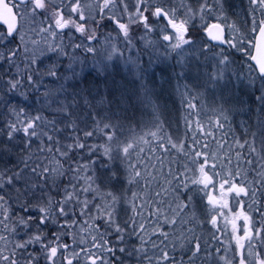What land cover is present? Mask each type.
Masks as SVG:
<instances>
[{
    "label": "snow or ice",
    "instance_id": "6c2138e0",
    "mask_svg": "<svg viewBox=\"0 0 264 264\" xmlns=\"http://www.w3.org/2000/svg\"><path fill=\"white\" fill-rule=\"evenodd\" d=\"M247 6L243 23H229L223 0H179V3L176 0H0V23L7 27L6 32L0 31V49H3L0 50V65L6 64L9 70L17 69L15 73L0 72V92L7 88L9 92L25 97L26 92L21 89L35 87L44 99L45 109L53 114L49 120L39 112L30 115L12 106L10 115L14 119L0 128V157L11 154L19 142L18 137L22 136L28 142L27 148H31L33 140L52 144L48 152L54 158L49 165L32 167L31 172H28L27 164L19 171L14 168L0 170V242L4 245L0 247V264H40L41 258L46 264H57L65 252L70 255L61 259L60 264L65 261L66 264H80L81 258L84 264H124L122 259H117V251L129 259L136 258L137 264H195L207 242L202 243V238L185 225L199 218L198 211L210 217L208 222L217 231H221L220 219L225 228H231L230 240L235 247L230 258L219 257L223 264H236L237 257L239 264H264V206H258L256 202L254 185L257 181H249L247 170L241 167V150L247 149L249 155L256 154L255 144L259 138L262 146L259 160L253 155V159L244 158V163L252 167L260 163L258 183L264 189V136H258L264 129V114L255 118V131L249 128L245 132L246 136L251 135V142L236 140L237 163L232 167L231 153L222 158L203 149L184 151L186 145L172 143L171 137L165 142L158 93L142 75L144 55L148 56L149 63L154 56H171L181 71L198 68L203 58L206 64L212 61L204 73L203 86L215 84L222 88L221 81L233 65L232 53L238 52L246 58L248 67L264 78V0H247ZM37 17L42 19L37 21ZM105 18L115 25L113 31H118L115 37L108 33L104 36V45L97 46V34ZM162 20L166 21L163 25ZM28 21L32 22L31 43L34 47L31 49L25 30ZM36 36L41 39L37 41ZM17 38L19 43L9 47ZM21 46L23 71L17 63ZM80 50L95 53L94 59L98 60L97 67L102 72L108 71L109 62L113 67L115 60H124L128 76L138 77L131 80L133 87H126L124 77L123 85L113 80L118 95L108 91L95 102L84 95L61 98L59 93L63 85L45 87L42 77L49 78L53 85L63 77L55 62L41 67L43 60L54 56L56 60L66 59L71 65L77 61L76 53ZM133 50L135 55H132ZM125 52L129 55L125 56ZM5 75L9 79L5 80ZM41 88L44 89L42 92ZM185 91L187 95L182 96V100L189 111L187 126L191 127V116L199 115L201 93L197 91L193 95L187 85ZM81 102L85 109L83 115ZM2 103L3 96L0 95ZM114 103L115 111L112 110ZM137 107L142 111L151 110L150 118L144 119L142 115L138 122L127 119V111ZM220 114L223 120L228 119L223 107H220ZM80 123L85 124L84 128H80ZM195 123L197 133L204 131L199 119ZM58 124L61 127H57ZM217 126L222 127V121L217 120ZM69 129L76 133L67 137L72 143L60 144L59 140H54V134ZM205 135L209 133L205 132ZM149 137L158 141L157 150L170 144L173 149L183 152L186 161L182 171L170 173L168 183L176 193L186 195L187 200L176 195L175 207L169 206L167 211L164 201L156 198L160 194L153 196L151 193L153 173L148 171L151 162L142 154L144 148L139 143L149 144ZM89 140L94 142L89 144ZM85 149L87 155L76 161L72 153ZM68 161L74 164L69 163L65 169L64 164ZM66 176L70 178L62 190V198L54 200L51 188L59 189L58 179ZM142 181L144 188L140 187ZM196 193L201 195L202 202L206 200V210L203 205L196 204ZM82 194L83 200L80 199ZM93 207L96 215L89 216L93 223L88 229H80V232L88 231L90 244L84 237L75 246L61 243L70 228L74 242L80 235L75 229L78 221L71 219L76 209L80 208L81 214H88ZM145 209L148 215H144ZM17 210L22 214L17 216ZM256 215H259V221L255 219ZM98 220L103 223L96 227ZM237 221H243V224L239 225ZM50 228L56 231L49 234ZM22 230L28 238L12 242ZM238 231L242 234L238 235ZM112 236L117 247L113 246ZM85 244L88 246L84 247ZM32 245H39V252L24 255ZM76 247H80L79 252ZM178 248L181 252L179 260L174 255ZM221 250L217 248V254ZM187 253L191 255L185 261L183 256ZM210 258L209 252L205 259Z\"/></svg>",
    "mask_w": 264,
    "mask_h": 264
},
{
    "label": "rangeland",
    "instance_id": "374dc122",
    "mask_svg": "<svg viewBox=\"0 0 264 264\" xmlns=\"http://www.w3.org/2000/svg\"><path fill=\"white\" fill-rule=\"evenodd\" d=\"M176 2L179 3V0ZM223 4L229 17V23L233 21H239L240 23H243L247 14V0H223ZM40 19H42V17H37V21ZM96 19L99 21V16H97ZM125 20H127V16H125ZM31 24L32 22L28 21L25 25V30L28 33V47L30 49L34 47L31 43ZM108 24L109 22H107L106 18L104 20L103 26H107ZM37 27H39V24H37ZM0 31L4 30L0 27ZM108 33H111L114 37L116 35V33L112 32L109 28L104 29L102 34H97V46L104 45V36H106ZM76 35L79 37V34ZM35 38L37 41L41 39L40 36H36ZM18 43L19 39L17 38L16 41H13L12 44L9 45V47H15ZM85 43L91 42L85 41ZM68 51L71 53L72 49H68ZM233 53L235 56H233ZM233 53V65L228 75H226L225 79L221 81V84L223 85L222 88H217L215 84H210L207 87L203 86L204 73L208 70V66L212 63V61L209 60L206 64L203 58H201L198 68L193 67L190 71H181V69L176 66V61L173 60L171 56L166 58L162 55L160 57L154 56L152 58V63H149L148 56L144 55V58L142 57V61L144 60L147 65L142 75L145 81L149 82V80H154V82H156L155 91L157 93L159 92L158 97L159 100H161L159 101L161 109L160 120L163 121L165 142H167L168 137H171L172 143H176L178 146L180 143H183L188 146L186 151H191V149L197 147L196 150L203 149L210 154H215L222 158H227L229 153H231L232 167H235L237 163L236 152L234 151L236 148V140L243 142L245 139H247L249 142H251V135L249 134L246 136L245 132L249 128H252V130L255 131V125L257 123L255 118L258 115L264 114V79H259L256 74L248 67L245 61L246 58L243 57L241 53ZM76 55L78 59L71 65H69L66 59L56 60V57L54 56L45 58L41 65V67H44L55 62L57 67L60 69V76L63 77V79L58 80L56 85L51 84L50 79L47 77H42L41 82L45 87H58L63 85V88L59 93L61 98L64 96L71 98L72 96L84 95L87 96L89 100L99 99L101 93L99 95V86L96 84L93 78H97L94 76H101V74H108L109 72L116 73L119 78V81L117 80L116 83L121 85L124 84V81H122V77H124V80L126 81V87L129 89L133 87L131 80L138 78L128 76L127 65L125 64L124 60H115L113 67L111 66V62H109L108 71L102 72L97 67L98 60L94 59L96 58L95 53H88L86 51L80 50L76 53ZM127 55H129V53L125 52V56ZM132 55H135V50H133ZM23 60L24 54L23 47L21 46L20 60L17 61L20 71H23L25 67V65L22 63ZM9 71L15 73L17 69L12 68L9 70V67L6 64L0 65V72ZM4 79H9V76L5 75ZM183 80L186 82V85L189 88L188 90L191 91L193 95H195L197 91L201 93V98L199 100V115L191 116V127L187 126L189 111L186 104L182 100V96L187 95L185 88L181 83ZM71 88L73 91L72 95H70ZM109 89L111 90V88ZM112 89H114V86ZM43 90V88L40 89L41 92ZM21 91L26 92L25 97H20L18 93L9 92L7 88H4L3 92H0V95L3 96V103L0 104V128L6 127L9 120L14 119V116L10 115V108L12 106L20 108L23 111H26L28 114L33 115V108L30 107L28 103L24 102V100H32L30 97L34 100H44L40 93L35 90V87L33 89L23 88ZM115 95H118V92H115ZM220 107H223L226 110L228 114L227 120H223V117L220 114ZM196 117H199L202 120L201 126L204 129V131H200L199 133L196 131L197 126L195 123L199 118ZM50 119H52V116H49V120ZM217 120L222 121V127L217 126ZM60 126V124L57 125V127ZM205 132L209 133V135H205ZM258 136H264V129L259 131ZM148 139L150 140V143L147 145H144L143 141H139V143L141 144L140 147L144 148V152L142 154L147 158V160L151 162V167L148 169L149 173H153V175L150 177L151 193L153 196H156V193L160 194L156 198L157 200L164 201V210L167 211L169 206L175 207L173 200L176 195H181L182 199L187 200L186 195L176 193L174 188H170L168 183V181L171 179L170 173L175 174L178 170L182 171L184 164H182V167L176 170L177 168H175V164L172 162L175 154L174 151H172L174 149L171 147V145L169 144L167 148L157 150L156 145L158 141L151 140L150 137ZM54 140H59L60 144H64V141L59 138V134H54ZM18 141L19 142L17 145L12 149L11 154H6L0 157V170L14 168L16 171H19L24 169L25 165L27 164L28 172H31L32 167L40 168L41 166L49 165L50 162L53 161L52 155L48 152V149L51 148V146L48 144L45 147L46 151L42 149L44 141L33 140L31 142V148H27L28 142L25 141L22 136L18 137ZM255 147L257 149V153L253 155L258 161L259 155L262 152V146L259 142V138H257ZM138 150L139 149H137V151ZM241 151V167L247 170V178L249 181H257V183L254 185V188L257 192L256 202L258 206H264V189H262L258 183L260 179L258 172L261 170L260 163H256L255 167L245 164L244 158L253 159V155H249L247 149ZM43 156L46 159V162L40 164L39 162L42 160ZM6 178L7 177H5V179ZM140 187L144 188L143 181L141 182ZM5 191H10V189H5ZM48 194V191L45 189V195L47 196ZM245 199L247 203H251L250 200H247V198ZM194 200L198 206L203 205L206 210V200L202 202L201 195L199 193L194 194ZM13 207L14 209L18 208V206L15 204ZM153 211H155V206H153ZM21 214L22 213L20 211H16L17 216ZM144 215H148L146 209ZM197 215L199 218L196 221L185 225V228L193 229L194 234L197 237L202 238V243L207 242L205 250L201 251L200 258L195 260V264H223L219 257L223 255L230 258L232 256V249L235 247L234 242L230 240V226L225 228L223 219H220L218 224L221 228V231H217L208 222L210 217H205L200 211H198ZM71 219L78 221V223L75 225L77 232H80V229L86 226L83 225V222H90L82 218H77L75 215H73ZM255 219L259 221V215H256ZM237 223L242 225L243 221H237ZM86 227L88 228V226ZM50 229L51 232L56 231L55 228ZM71 230H69L68 235L63 237L64 241L62 243L75 246V244L80 243L81 237H84L90 244L91 236L88 235V231L80 232V235L77 236V239L74 242L71 235ZM51 232H49V234H51ZM237 234L241 235L242 231H238ZM66 237L68 239H65ZM27 238V236L23 235L22 230L16 237L13 238L12 242H15L17 239ZM3 246V243L0 242V247ZM83 246L87 247L88 245L85 244ZM33 248H35V252H33ZM217 248L222 249L219 254L216 252ZM225 248L228 249L227 252L223 251ZM39 250V245H32L29 247L28 251L24 253V255H36ZM76 251L79 252L80 247H76ZM209 252L211 253V258L206 260L205 257H208ZM17 254L19 255V253ZM68 255H70V252H65L62 256H60L57 260V264H60V260L64 259V257ZM174 255L177 260L181 258V252L179 248L174 253ZM190 255L191 253L185 254L183 256L184 260L187 261ZM40 264H46V261L41 258ZM80 264H84L83 258H81ZM236 264H239V257L236 258Z\"/></svg>",
    "mask_w": 264,
    "mask_h": 264
},
{
    "label": "trees",
    "instance_id": "16d2710c",
    "mask_svg": "<svg viewBox=\"0 0 264 264\" xmlns=\"http://www.w3.org/2000/svg\"><path fill=\"white\" fill-rule=\"evenodd\" d=\"M107 22H109V24L107 26L101 27L100 28V31L98 32V34H102V31L104 29H106V28H109L112 32L116 33L115 31H113V29H111L112 26L110 24V20L107 19ZM161 24L162 25L164 24L163 20L161 21ZM103 25H104V21H103ZM233 56H235L234 53H233ZM146 65L147 64L144 61L143 66H142L143 69L146 68ZM90 75H93V74H90ZM144 76H146V75H144ZM94 77H97V78H93V79L95 80L96 84L99 86V89L98 90H99V95L101 93L100 96L108 94V91H112L115 94V89H112V87H113L112 81L115 80V82H116L119 79L118 78V75L116 73L109 72L108 74H103V75L101 74V76H94ZM106 77H107V79H106ZM153 82H154V80H153ZM181 83H182V86L185 88L186 82L183 80ZM107 85H109V86H107ZM149 86L152 87V88H154V90H155V88H156V82H154V84H153L152 83V80H149ZM109 88H111V90ZM72 94H73V91H72V88H71L70 95H72ZM158 96H159V92H158ZM110 98H111V96H110ZM30 99H32V100H24V102L28 103L29 106L33 108V115H35V114H37L39 112L40 114L44 115L47 119H49V116H53V114L51 112H49L48 110L45 109V107H44V100H39V99L38 100H36V99L34 100L31 97H30ZM91 101L95 102V100H91ZM159 101H161V100H158V102ZM193 103H196V101H193ZM112 110L113 111L116 110L115 103L112 105ZM80 111H81V115H83L85 109L83 108L82 102H81V110ZM150 114H151V110H143L142 111L139 107H137L135 110H133V109L130 108L127 111L126 118L129 119V120H133V121H137L138 122L142 115H143L144 119H148V118H150ZM196 118H199V117H196ZM193 120H195V119H193ZM199 120L202 121L200 118H199ZM84 126H85L84 123H80V128H84ZM70 134L73 135V136L76 135V133H71V130L69 129V130H66V131H63V132L59 133V138H61L64 141V144L72 143L71 140L67 139V137ZM79 135L81 137H83V132H80ZM137 139L139 140L138 137H137ZM93 142L94 141H92V140H89L88 141L89 144H91ZM200 143H204V142H200ZM47 145L48 144L46 143V141H44V144L42 145V149H44L46 151L45 147ZM49 145L52 148V144H49ZM200 145H202V144H200ZM187 148H188V146H186V148L184 149V151H186ZM194 148H195V150L197 149V147H194ZM53 151H54V149H53ZM172 151H174V154H175V156L173 157L172 162H174L175 168H177L176 170H178L180 167H182V164H185L186 163L185 157H184L183 152H178L176 149H174ZM72 155L75 157L76 161H80V159H81L82 156H86L87 155V149H85L84 152H80L79 150H77L76 152L72 153ZM44 162H46V159L43 156L42 160L39 163L42 164ZM48 162H49V160H48ZM69 163H73L74 164L73 161H68V163H65L64 164V168L65 169L68 167V164ZM69 178L70 177H68V176L59 178L58 181H57V183L59 185V189H57L55 187H52L51 188V193L50 194H51V196H52V198L54 200H59V199L62 198V195H63V191L62 190L67 185V181H68ZM49 187H51V185H49ZM46 190L48 191L47 188H46ZM128 195L130 196L131 193H129ZM84 198H85V196L82 194L81 197H80V199L83 200ZM88 199L91 200V196H89ZM95 215H96L95 207H93V211L91 213H88V214H81L80 208H77L76 209V214H75V216L77 218H82V219L88 220V221H90L89 220V216H95ZM90 223H93V222L90 221L88 223L86 221V222H83V225L88 226ZM101 223H103V221H99L98 220V221L95 222V226L99 227ZM86 226H84V228L85 229H88ZM69 230H71V228ZM48 231L51 232V229H49ZM101 231H103V229H101ZM111 238L113 240V246L114 247H117L115 237L112 236ZM65 239H68V238L66 237ZM63 241H64V239L61 240V243ZM133 241H134L135 244H138V241H135V238H133ZM116 256H117V259L118 260H121L122 259L123 262H124V264H137V259L134 258V257L131 258V259H129V258H127V256L125 254H120L118 251L116 253Z\"/></svg>",
    "mask_w": 264,
    "mask_h": 264
},
{
    "label": "water",
    "instance_id": "95a60500",
    "mask_svg": "<svg viewBox=\"0 0 264 264\" xmlns=\"http://www.w3.org/2000/svg\"><path fill=\"white\" fill-rule=\"evenodd\" d=\"M164 23H166V21H164ZM114 25V24H113ZM115 26V25H114ZM0 27L3 28L5 30V32L7 31V27L6 25H3L2 23H0ZM259 76V75H258ZM261 77V76H259Z\"/></svg>",
    "mask_w": 264,
    "mask_h": 264
},
{
    "label": "flooded vegetation",
    "instance_id": "af4514ba",
    "mask_svg": "<svg viewBox=\"0 0 264 264\" xmlns=\"http://www.w3.org/2000/svg\"><path fill=\"white\" fill-rule=\"evenodd\" d=\"M110 24H111V29H114L115 28V26L113 25V23L110 21ZM117 31H118V29H117ZM87 42H90V41H87Z\"/></svg>",
    "mask_w": 264,
    "mask_h": 264
},
{
    "label": "bare ground",
    "instance_id": "6f19581e",
    "mask_svg": "<svg viewBox=\"0 0 264 264\" xmlns=\"http://www.w3.org/2000/svg\"><path fill=\"white\" fill-rule=\"evenodd\" d=\"M3 29V28H2ZM4 30V29H3ZM4 32H5V30H4Z\"/></svg>",
    "mask_w": 264,
    "mask_h": 264
}]
</instances>
